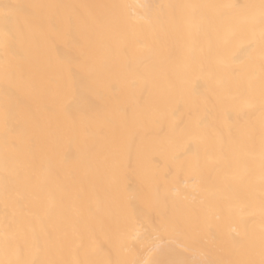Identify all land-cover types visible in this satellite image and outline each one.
I'll list each match as a JSON object with an SVG mask.
<instances>
[{
	"label": "bare ground",
	"instance_id": "1",
	"mask_svg": "<svg viewBox=\"0 0 264 264\" xmlns=\"http://www.w3.org/2000/svg\"><path fill=\"white\" fill-rule=\"evenodd\" d=\"M264 264V0H0V264Z\"/></svg>",
	"mask_w": 264,
	"mask_h": 264
},
{
	"label": "snow or ice",
	"instance_id": "2",
	"mask_svg": "<svg viewBox=\"0 0 264 264\" xmlns=\"http://www.w3.org/2000/svg\"><path fill=\"white\" fill-rule=\"evenodd\" d=\"M152 264H159V262L153 261Z\"/></svg>",
	"mask_w": 264,
	"mask_h": 264
}]
</instances>
